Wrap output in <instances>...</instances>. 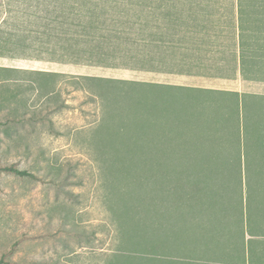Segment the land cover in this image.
Masks as SVG:
<instances>
[{"label": "rangeland", "instance_id": "1", "mask_svg": "<svg viewBox=\"0 0 264 264\" xmlns=\"http://www.w3.org/2000/svg\"><path fill=\"white\" fill-rule=\"evenodd\" d=\"M47 1L0 0V164L29 173H0V256L16 242L14 264L230 263L247 216L264 222L261 136L249 145L246 117L232 113L230 147L225 129L209 130L223 127L212 108L159 103L147 88L77 79L67 63L35 59L58 45L43 34L45 19L60 13ZM163 1L153 0L151 13L141 0L140 32L164 22L173 3V15L189 19L196 8L228 15L235 6ZM263 2L237 0L245 29L264 30ZM211 157L220 168L209 173L201 166Z\"/></svg>", "mask_w": 264, "mask_h": 264}, {"label": "crops", "instance_id": "2", "mask_svg": "<svg viewBox=\"0 0 264 264\" xmlns=\"http://www.w3.org/2000/svg\"><path fill=\"white\" fill-rule=\"evenodd\" d=\"M205 13L196 8L191 19L188 14L177 16H184V32L155 28L148 30L146 38L141 30L137 70L96 67L105 72H88L85 65L67 64L80 75L136 80L148 89L154 85L155 92L162 88L168 91L165 100H170L171 106L177 101L186 107L212 108L213 122L221 116L223 127L209 130L225 129L230 147L233 134L229 117L232 113L244 115L240 130L247 132L253 143L257 136L264 138V30L242 26L237 0L228 15Z\"/></svg>", "mask_w": 264, "mask_h": 264}, {"label": "trees", "instance_id": "3", "mask_svg": "<svg viewBox=\"0 0 264 264\" xmlns=\"http://www.w3.org/2000/svg\"><path fill=\"white\" fill-rule=\"evenodd\" d=\"M152 2L153 0H147L151 13L157 8L155 4L152 6ZM47 5L52 8L53 13L55 11H59L60 13L45 19L48 22L45 25L43 34H47L49 37V44L55 42L58 45L56 48L55 45L47 46L43 51L47 54V57H36L35 59L132 70L139 68L138 44L141 0H49L47 1ZM262 5L264 6V2ZM162 7L163 4L160 8L162 9ZM173 9L174 3L169 8L165 7V12L161 16L164 21L162 23H157L156 20L146 22L145 27L147 30L149 28H163L172 29L174 33L184 32L186 28L184 16L180 18L173 15ZM55 23L60 26V30L57 33L48 30L50 25ZM53 33L56 35H53ZM146 35L147 38L148 32ZM177 35L180 34L178 33ZM182 35L184 37V34ZM176 38L181 39L182 37L177 36ZM261 39L264 41V31L261 34ZM105 49L107 50L105 51ZM56 53L58 56H55ZM0 56L2 55L0 54ZM98 56H108L113 60L98 59L96 58ZM32 73L42 74L50 78L67 75L49 71H32ZM76 78L96 81L107 80L104 77L84 75L76 76ZM111 81H121V83L134 85L138 91L143 88L146 89L144 84H139V82L133 80L111 79ZM141 86L142 88H140ZM153 86L151 85L150 89L147 88L148 92H150L147 96H152L159 103H166L165 97H167L168 91L160 88L155 92ZM139 95L142 97V94ZM244 137L247 138V132ZM247 140L249 145H254L255 141L252 143L248 138ZM259 146L261 147V154L264 155V138L260 140ZM201 152L202 156L205 154L207 156L211 155L207 151ZM215 159L213 157L204 158L203 163H206V165H202L201 167H208L209 170L203 171L212 173L215 171L214 169H219L220 167L217 162L219 158ZM0 173H9L21 177L29 174L26 170L19 169L14 164H0ZM238 234L239 238L236 239L237 244L234 247L230 263L227 260H220V264H264V222L253 221L251 216H247V221L240 225V233ZM15 247L16 242L1 254L0 264H14L9 259V256ZM156 252L157 250L155 249L154 253ZM167 257L172 261L170 253ZM193 257L194 253L191 254V258ZM191 260L190 264H197L198 262L194 259ZM198 263H205V261L202 262V259H199Z\"/></svg>", "mask_w": 264, "mask_h": 264}]
</instances>
